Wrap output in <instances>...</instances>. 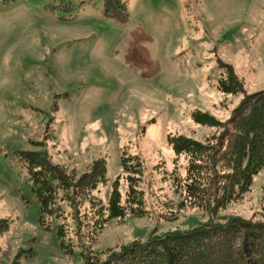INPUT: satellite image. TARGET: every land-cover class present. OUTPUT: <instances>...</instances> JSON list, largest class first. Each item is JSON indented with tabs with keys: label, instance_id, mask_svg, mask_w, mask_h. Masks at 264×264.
Returning <instances> with one entry per match:
<instances>
[{
	"label": "rangeland",
	"instance_id": "obj_1",
	"mask_svg": "<svg viewBox=\"0 0 264 264\" xmlns=\"http://www.w3.org/2000/svg\"><path fill=\"white\" fill-rule=\"evenodd\" d=\"M123 1L118 21L103 0H0V264H86L210 218L264 222V168L211 214L178 192L187 157L167 140L218 135L192 113L224 122L246 94L264 90V0ZM225 65L244 93L219 90ZM24 151L73 182L103 160L105 181L74 194L68 179H52L40 218ZM134 155L143 170L129 193L122 160ZM114 187L120 208L110 217Z\"/></svg>",
	"mask_w": 264,
	"mask_h": 264
},
{
	"label": "trees",
	"instance_id": "obj_2",
	"mask_svg": "<svg viewBox=\"0 0 264 264\" xmlns=\"http://www.w3.org/2000/svg\"><path fill=\"white\" fill-rule=\"evenodd\" d=\"M103 6L105 14L111 18L125 20L123 0H103ZM225 66L227 77L218 82L219 90L244 93L243 82L233 74L230 65ZM191 117L197 123L220 127L221 131L205 141L184 135L168 136L174 153L187 157L185 176H175L174 181L186 202L212 214L240 197L252 177L264 168V90L246 94L224 122L202 111H194ZM20 157L27 163L41 218L46 205L54 199L56 187L51 180L55 178L64 185L68 176L40 152L24 151ZM122 167L129 174L130 193L136 179L133 175L142 173V161L135 155L123 157ZM68 181L72 193L87 194L105 181L104 161L96 160L79 180ZM108 204L111 217L120 208L116 187L111 191ZM6 228V219H1L0 234ZM56 233L61 235L59 229ZM86 264H264V222L233 218L219 223L210 218L191 230L152 236L145 242L134 241L111 252L104 260H89Z\"/></svg>",
	"mask_w": 264,
	"mask_h": 264
}]
</instances>
